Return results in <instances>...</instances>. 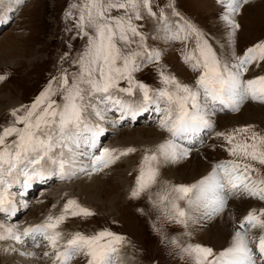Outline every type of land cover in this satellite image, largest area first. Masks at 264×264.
<instances>
[{"label": "snow or ice", "instance_id": "6c2138e0", "mask_svg": "<svg viewBox=\"0 0 264 264\" xmlns=\"http://www.w3.org/2000/svg\"><path fill=\"white\" fill-rule=\"evenodd\" d=\"M248 2L218 0L223 5L221 19L230 27L231 35L240 27L235 16ZM168 7L173 9V15L180 16L172 3ZM145 13L157 16L152 0H74L70 4L65 16L74 21L77 35L85 37L87 43L72 61L76 71L70 74L61 69L31 105L12 109L11 121L0 125V214L11 218L18 210L17 194L11 191L14 185L27 189L34 181L53 175L65 179L89 168L92 172L102 171L135 152L131 147L119 151L103 148L94 156L78 149L82 145L95 148L103 132L91 118L105 120L108 113L118 111L120 117L114 123H119L126 117L135 119L150 107L161 113L160 127L170 138L154 151L145 150L132 198L147 193L165 220L185 226L191 218L189 209L197 219H211L225 212L230 199L264 202V134L252 131V125L216 133L227 141L233 159L217 163L198 182L175 185L160 180L161 164L187 158L191 148L185 144L198 142L201 133L214 128L212 117L217 112H238L246 101L264 103V75L244 78L251 66L259 67L264 62V41L247 48L242 55L233 53L234 60L222 61L194 24L183 20L182 25L169 26L161 9L159 20L168 39L186 40L195 34L194 49L182 58L199 75L194 85H189L161 66L157 69L161 86L152 88L135 75L160 61V52L148 47L146 34L137 23ZM0 22H6L3 15ZM4 78L0 75V80ZM122 81L125 86H121ZM137 96L139 99H135ZM84 156L90 158L89 163L78 166ZM182 201L187 209L181 206ZM94 214L69 199L59 215H49L43 223L22 230L0 220V241H30L39 247L42 238L52 250L44 252L45 257L52 256V264H71L80 255L87 258V264H114L120 248L128 243L126 237L102 229L91 234L77 231L65 239L58 230L69 217ZM238 223L232 245L220 253L200 244L182 245L175 238L171 244L193 264H264V207L250 209Z\"/></svg>", "mask_w": 264, "mask_h": 264}, {"label": "rangeland", "instance_id": "374dc122", "mask_svg": "<svg viewBox=\"0 0 264 264\" xmlns=\"http://www.w3.org/2000/svg\"><path fill=\"white\" fill-rule=\"evenodd\" d=\"M72 2L74 0H3L0 4V15L6 18V22H0V75L5 77L0 80V125L11 121L12 109L31 105L51 78L59 75L61 69H66L70 74L77 70V65L72 61L84 50L87 39L77 35L73 27L74 21L65 16ZM170 3L180 16L172 14L173 9L168 7ZM152 7L157 16L152 17L145 13L144 19L137 23L142 26V31L146 34L148 47L160 52V61L143 67L135 74L138 80L152 88L161 86L157 78V69L161 66H166L167 73L175 75L180 82L189 85H194L199 75L198 72L192 71L182 58L184 53L194 49L195 34L190 35L186 40L168 39L166 30L159 20L161 9L165 11L169 26L176 23L182 25L183 20L194 24L222 61L234 60L233 53L236 56L242 55L247 48L264 41V0H249L243 5L235 16L240 27L235 30L234 35L230 34V27L221 19L223 5L219 4L218 0H152ZM172 30L175 28L173 27ZM225 46L228 47L226 53ZM256 75H264V62H261L259 67L251 66L244 78L250 79ZM121 86H125L123 81ZM135 99H139V96ZM252 103L264 106V103ZM263 110L254 111L252 118L243 122L228 120L223 124L216 117V120H213L214 128L207 130L202 136L203 139L200 137L201 140L196 147H190L191 152L187 158L181 159L182 164L185 165H181L174 172L165 169V164H161L160 180L175 185H191L201 180L203 175L197 180L194 179L191 162L195 161V153H198L203 145L216 144L212 137L217 133V124L218 130L219 127L220 129L223 127L222 131H219L221 133L252 125V131L264 134ZM238 112L225 110L216 114L232 117ZM117 114L118 111L108 113L105 120L91 118L92 123L99 124L103 129L98 142L99 148L97 146L90 151L86 145V149L82 147L78 151L86 150L95 156L100 154L102 150L100 147L118 151L131 147L136 149L135 152L120 157L102 171L92 172L89 168L85 172L77 171L74 176L65 179L53 175L48 177L51 180L46 178L48 180L35 181L27 191L20 189L12 191L17 197L19 196L18 198L15 196L18 210L12 218L0 214V220L7 225L23 229L43 223L49 215H59L67 200L74 199L95 214L89 217H69L58 230L64 234L65 239L77 231L91 234L102 229H109L126 237L128 243L120 248L114 258V264H193L189 258L181 257L178 248L171 244L173 238L182 245L200 244L210 247L215 253L229 248L233 243L231 238L233 239L235 231L239 228L238 221L250 209L264 207V202L256 199L229 200L228 208L224 213L225 215L228 213L226 217L232 225H228L231 227L229 232L233 237L229 236L224 244L221 243L220 238L209 234V226L213 220L197 219V214L191 209H189L191 218L187 226L165 220L159 210L153 206L147 193L138 198L131 197L145 150L154 151L158 142L160 143L163 138L165 140L170 138L169 133L160 127V121L157 120L160 116L161 119L162 115L154 107H150L135 119L126 117L123 121L114 123L119 120ZM144 114L147 115L143 116ZM217 120L220 122L217 123ZM125 135H129L131 140L127 144L115 145L122 141ZM156 138L161 139L157 141ZM221 138L224 155L220 156L219 162L233 159L227 150L229 147L227 141ZM132 139L134 141L131 143ZM89 161L88 156L81 157L78 166L88 164ZM93 178L94 183L100 182L99 185L93 190H86L85 187L94 180ZM124 180L126 181L123 182ZM82 181H85L83 188L79 184ZM15 187H20V184L14 185L13 188ZM20 192L24 195H19ZM25 204L27 207H24ZM181 206L187 209L186 202L182 201ZM46 251L52 250L42 238L39 247L34 246L30 241L20 244L11 239L3 240L0 241V264H52V256H44ZM6 253H8L7 258ZM71 264H87V258L82 255L76 256Z\"/></svg>", "mask_w": 264, "mask_h": 264}, {"label": "bare ground", "instance_id": "6f19581e", "mask_svg": "<svg viewBox=\"0 0 264 264\" xmlns=\"http://www.w3.org/2000/svg\"><path fill=\"white\" fill-rule=\"evenodd\" d=\"M223 40V39H222ZM226 48H228L227 46H225L224 47V52L226 53ZM229 55V54H228ZM231 60V59H230ZM242 107V109L240 110V112H238L237 113V115H233L232 117L230 116V115H224V114H215L213 117H212V119L213 120H216V117H217V119H219V120H221V122H223V124L224 123H226L228 120H232V122H234V121H237V120H239L240 122H243V121H247L248 119H250V117H251V115L253 114V112L254 111H256V110H260V109H264V106H257V105H254L253 103H252V101H248L247 103H244V105H242L241 106ZM264 111V110H263ZM262 111V112H263ZM155 112V111H154ZM147 115V114H146ZM145 114L143 115V116H146ZM253 116V115H252ZM259 116V115H258ZM116 117L118 118V117H120V112H118V114L116 115ZM115 117V118H116ZM161 117V116H160ZM160 117H158V121H160L161 119H159ZM114 118V117H113ZM252 118V117H251ZM119 119V118H118ZM235 119V120H234ZM220 122V121H219ZM218 122V120H217V123H219ZM160 123V122H159ZM220 126V125H219ZM222 128L223 127H221V129H220V127H219V130H218V124H217V133L219 132V131H222ZM152 130V129H151ZM168 133V132H167ZM164 134V133H163ZM166 134V133H165ZM164 134V135H165ZM206 134V132H203V133H201V138H202V136L203 135H205ZM216 134V133H215ZM214 134V135H215ZM168 135H170V134H168ZM101 136V135H100ZM100 136L97 138V143L98 142H100ZM170 137V136H169ZM201 138H200V140H201ZM213 139H215V142H216V144L214 145V143L213 144H206V145H203V148L200 150V151H198V153H195V161H192L191 163H192V168L191 169H194V173H193V176H194V179L195 180H197L199 177H200V175L204 178V177H206V176H208L209 175V173H211L212 172V169H213V167L217 164V163H220L219 162V158H221L223 155H224V152H223V149H222V141H221V137H218L217 135H215L214 137H212ZM154 139V138H153ZM159 139H161V138H156V140L158 141ZM203 139V138H202ZM129 140H131V137H129V135H125L124 136V139L122 140V141H119V142H117L115 145H123V144H127V142L129 141ZM165 140V138H163L162 139V141L160 142V143H162L163 141ZM200 140L198 141V142H195V143H193L192 145H189V144H185V146H187V147H196L197 145H198V143L200 142ZM208 140V139H207ZM225 140V139H224ZM134 140L132 139V141H131V143L133 142ZM159 142H158V145L160 144ZM225 144V143H224ZM98 145H100V143H98L97 145H96V147L98 146ZM200 146V145H199ZM82 147H84V149H86L87 148V146L86 145H82L80 148H82ZM95 147V148H96ZM99 147V146H98ZM101 148V147H100ZM94 148H90L89 147V150L90 151H92ZM196 149V148H195ZM194 149V150H195ZM82 150V149H81ZM81 150H79V151H81ZM194 152H196V151H194ZM221 156V157H220ZM218 159V160H217ZM210 161H212V162H210ZM190 163V164H191ZM181 165H185V164H182V162H181V159L178 161V162H176V163H169V164H165V169H167L168 168V170H170V171H176V169L177 168H179ZM186 165H187V163H186ZM190 166V165H189ZM187 170H189V169H187ZM174 171V172H175ZM189 173V172H188ZM181 174V173H180ZM190 174V173H189ZM192 176V177H193ZM48 179H50L51 180V178H48ZM48 179H46V180H48ZM94 179V178H93ZM49 180V181H50ZM48 181V182H49ZM94 181H95V179L94 180H92V181H90L91 183L89 184V185H87L86 187H85V181H82V183H79L80 185H82V188L83 187H85V189L86 190H90V189H92L93 190V188H95V187H97L98 185H99V183H94ZM126 180H124L123 182H125ZM35 182V181H34ZM125 184V183H124ZM14 187V186H13ZM17 188V189H16ZM81 188V187H80ZM19 189H23V190H25V191H27V189H25L21 184H20V187H15V188H13L11 191H19ZM17 197V196H16ZM19 197V196H18ZM17 197V198H18ZM227 213V212H226ZM228 214V213H227ZM226 214V215H227ZM193 215V214H192ZM226 215H225V213H222V214H220V215H218V216H215V217H213V218H211L213 221H211V226H209L210 227V229L208 230L209 231V234H214L215 236H217L218 238H220V240H221V243H226V241L228 240V237L230 236H232L233 237V235H231V233L229 232V227H228V225H231L229 222L230 221H228L227 220V217H226ZM228 216V215H227ZM12 217H15V216H12ZM11 217V218H12ZM209 220V219H208ZM197 221V220H196ZM200 224V223H199ZM210 224V223H209ZM233 224V223H232ZM232 226V225H231ZM198 227V226H197ZM230 229H231V227H230ZM233 229V228H232ZM20 230H22V228L20 229ZM231 240H233L232 238H231ZM230 241V240H229ZM28 246V245H27ZM34 246H36V245H34ZM22 250L24 251V252H26V250L24 249V248H22ZM30 250V248H28L27 249V251H29ZM10 252V251H9ZM127 254V253H126ZM7 256H8V253H6L5 254V257L7 258ZM124 257V259H125V255L123 256ZM129 260V259H128ZM122 262V261H121Z\"/></svg>", "mask_w": 264, "mask_h": 264}]
</instances>
